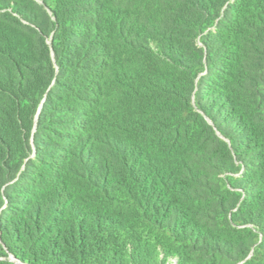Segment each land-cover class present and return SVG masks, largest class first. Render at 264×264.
Returning a JSON list of instances; mask_svg holds the SVG:
<instances>
[{
	"label": "trees",
	"instance_id": "1",
	"mask_svg": "<svg viewBox=\"0 0 264 264\" xmlns=\"http://www.w3.org/2000/svg\"><path fill=\"white\" fill-rule=\"evenodd\" d=\"M0 264H264V0H0Z\"/></svg>",
	"mask_w": 264,
	"mask_h": 264
}]
</instances>
